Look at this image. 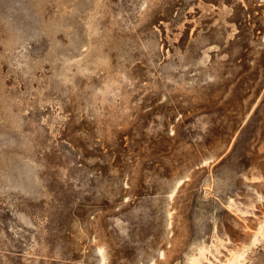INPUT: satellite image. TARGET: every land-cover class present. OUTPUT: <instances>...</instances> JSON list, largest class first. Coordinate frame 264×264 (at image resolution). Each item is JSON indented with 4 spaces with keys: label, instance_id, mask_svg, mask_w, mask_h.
Returning a JSON list of instances; mask_svg holds the SVG:
<instances>
[{
    "label": "rangeland",
    "instance_id": "374dc122",
    "mask_svg": "<svg viewBox=\"0 0 264 264\" xmlns=\"http://www.w3.org/2000/svg\"><path fill=\"white\" fill-rule=\"evenodd\" d=\"M263 220L264 0H0V264H264Z\"/></svg>",
    "mask_w": 264,
    "mask_h": 264
},
{
    "label": "bare ground",
    "instance_id": "6f19581e",
    "mask_svg": "<svg viewBox=\"0 0 264 264\" xmlns=\"http://www.w3.org/2000/svg\"><path fill=\"white\" fill-rule=\"evenodd\" d=\"M181 182H182V180H179L177 182L176 186H178ZM172 194H173V192H172ZM263 229H264V220L259 224L258 231H262ZM97 252L99 255L98 264H106V258L104 255L103 248L98 247ZM243 254H244V250H240V252L232 251L231 254L222 262V264H239L241 257H243ZM190 260L194 263H198V261L196 260V257H194V256H191Z\"/></svg>",
    "mask_w": 264,
    "mask_h": 264
}]
</instances>
